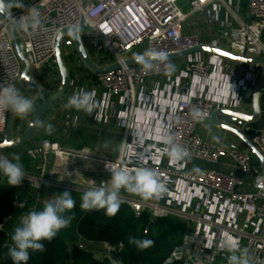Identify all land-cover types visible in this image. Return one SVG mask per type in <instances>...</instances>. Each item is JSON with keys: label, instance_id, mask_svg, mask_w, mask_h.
Wrapping results in <instances>:
<instances>
[{"label": "built area", "instance_id": "2783aa9c", "mask_svg": "<svg viewBox=\"0 0 264 264\" xmlns=\"http://www.w3.org/2000/svg\"><path fill=\"white\" fill-rule=\"evenodd\" d=\"M7 1L13 7L9 16H3L0 13V82L13 83L16 87H18L24 65L14 44L11 24L12 21H19L22 16L27 15L28 8L33 5L39 11L40 26L35 31L31 28L28 31L22 28L19 30V38L25 47L32 73H40L47 79H53L55 74L60 76L55 50L57 36L65 28L81 29L80 34L89 46L91 51L89 54L95 64L107 66L119 63L120 65L119 68L109 72L94 73L96 87L104 91L108 97L127 94L134 101L138 88L147 80L175 73L177 58L169 60L175 65V70L172 72L166 71L163 63L148 72L143 71L139 64H127L126 60L131 58L129 54L138 46L144 45L146 50L153 48L166 52L168 55L200 45L221 47L216 41L208 42L209 31L207 33L204 30L193 32L192 26L187 28L191 17H201L205 7L211 4L224 5L232 17L227 22L228 46L222 48L241 56L264 58V0H246L245 18L241 17L239 1L231 6L226 0H19L24 4V8L14 6L18 0ZM123 36L127 37V40H124ZM64 54L76 69L79 59L81 60L77 49L74 46H68V51ZM203 54L195 53L179 58L183 73L188 78L209 79L211 77L213 63ZM220 66L225 83L232 86L241 84L246 89V83L253 86L256 84L261 71L258 64H246L227 58H223ZM188 86L189 80H182L178 84L180 98L170 114L169 132L187 151L188 156L221 165L229 171L203 168L199 171L185 172L179 167H162L155 164H146L144 167L153 169L166 188L172 186L171 179H179L208 194H213L217 202H228L233 209L243 213V227L220 225L217 221L192 209H177L159 201L127 196L122 192L119 198L128 203L137 215L143 211H150L153 217L174 215L186 222L193 221L197 225L218 226L223 231L245 236L264 247V227H262L264 224V172L262 167L251 151L241 149L237 143L232 142L226 145L201 136L199 127L211 121L214 110L221 107H233L230 102L221 105L216 99L206 95L188 98L184 94ZM8 114L6 119L0 118V138L5 135ZM15 130L14 128V135L19 136L20 133L15 134ZM250 139L264 155V128L254 131ZM10 150L0 153V157L6 156L11 159L14 153L8 154ZM24 154L34 161L39 160L43 165L40 178L25 174L24 180H40L46 184H59L82 191L88 190L90 185H85L83 182L74 185L60 183L53 175H60L64 166L77 159L101 161L104 167L96 172L108 175L110 173L105 168L106 162L109 161L117 168L125 164L124 152L116 160L108 157L99 158L97 153L89 149H67L60 141L47 137L27 149ZM17 155L22 157V154L17 153ZM50 161L51 170L47 167ZM48 171L52 174L51 180L44 178ZM76 172L72 170V173ZM53 178L56 180L54 181ZM6 179L7 177L0 173V183H4ZM23 181L21 185L15 186L18 190L24 189ZM13 208L15 212L6 215L0 222V231H6L8 240L19 224L21 216L30 210H35L29 198L22 197L20 191L15 193ZM253 226H257L254 232L249 233L245 230ZM100 244L107 250V258L110 261L121 264L115 257V253L122 249L121 244L118 246L109 242ZM164 264L189 263L182 258H177L174 253L166 259Z\"/></svg>", "mask_w": 264, "mask_h": 264}, {"label": "crops", "instance_id": "0c3cea01", "mask_svg": "<svg viewBox=\"0 0 264 264\" xmlns=\"http://www.w3.org/2000/svg\"><path fill=\"white\" fill-rule=\"evenodd\" d=\"M226 1L233 6L235 2L239 1L241 5V17H246V0ZM231 18L230 12L224 5L211 4L205 7L201 17H191L187 28L192 26L193 32H201L204 30L207 33L209 31L210 36L207 39L208 42L216 41L221 47H227L229 42L227 22ZM87 49L90 53L89 46H87ZM145 50L144 45L138 46L129 56L135 57V54L143 53ZM203 56L213 63V70L209 79H201L199 77L188 78L183 73L181 59L177 58L175 73L173 75L147 80L138 88L134 101L127 94L108 97L104 91L96 87L94 83V72L89 70L82 60L79 59L76 69L73 63L67 60L70 71L69 88L66 94L56 103L55 108L49 110L42 120L45 126L51 124L53 131L51 134H48L45 131V127L39 126L35 135L28 143L11 149L8 151V154H22L20 162L23 167L27 168V172H38L41 175L43 168L41 162L39 160L31 161L30 157L24 153L27 149L38 144L44 137L60 141L64 148L73 150L89 149L97 153L99 158L108 157L112 160H116L121 156L122 152L119 151L118 146L123 141L126 145L131 146L132 151L142 155L139 158L137 156H129V149L125 147V164L122 167L132 169L135 167H144L146 164H155L162 167H179L185 172H194L196 171L194 169L203 168H217L219 170L229 171L221 165L211 164L190 156L186 157L184 161L173 164L170 162L169 157L162 152L165 145L153 138L159 127L163 126L169 130L172 108L180 98L177 87L182 80H189V86L184 92L188 98L192 99L198 95H206L216 99L221 105L230 102L232 104L231 107L239 111L248 114L253 113L252 100L246 98V92L248 88H254V86L246 83L247 89L241 84L230 88L229 84L225 83L222 78L223 73L220 64L223 58L211 53H204ZM33 75L43 86L45 85L44 89L47 93L53 92L60 86L61 76L58 74H55L53 79L43 78L40 73H34ZM80 89L86 91L95 90V107L91 114L78 111L75 108L68 109L64 107L67 99ZM23 93L34 100V105L38 102V90L33 85L26 83ZM259 106V118L254 122H247L242 126V130L249 137L254 131L264 128V85L263 92L259 98ZM29 118L30 114L24 118H15V134L18 135L20 133L22 135L24 133ZM220 118H223V116ZM134 133H138V135L134 136ZM199 133L204 138L214 142L226 145L235 142L241 149L252 152L248 145L236 134L216 127L211 121L201 125L199 127ZM106 143L108 145L107 147H105ZM26 159L29 160V164L25 162ZM256 159L262 167L259 159L257 157ZM47 167L48 169L52 167L51 161ZM103 167L104 164L101 161L77 159L75 162L69 163L62 168V173L58 177V181L60 183L83 182L85 185H89L88 179H92L99 184L102 181L110 179V175L96 172L98 169L102 170ZM72 170H76L77 172L72 173ZM79 180L82 182H79ZM170 181L172 186L167 187L166 192L161 197L147 201H159L166 205H172L177 209H192L205 217L217 221L220 225L243 227V213L237 209H233L228 202H217L213 194H208L182 180L171 179ZM32 184L34 185V183ZM46 185V187L34 185L35 187L33 189L30 186L31 204L35 210H41L46 200L51 199L52 196L61 193V191L77 190L59 184ZM77 191L81 193L85 192L82 190ZM121 192L127 196L142 199L140 196L130 194L123 189ZM86 213L83 211L80 216L73 218V224H76V230L72 229L71 232H68L67 238L70 239L76 236L75 234L78 235V221ZM262 227H264V224H262ZM255 229H257V226L245 228L249 233L254 232ZM225 233L236 237L240 241L241 247L247 250L250 264H264V247L259 246L251 241V239L223 231L218 226L197 225L193 221L187 222L184 244L176 249L175 256L188 261L189 264H228L227 257L229 254L221 250L218 246ZM98 244L101 245L100 243Z\"/></svg>", "mask_w": 264, "mask_h": 264}, {"label": "clouds", "instance_id": "9594fccd", "mask_svg": "<svg viewBox=\"0 0 264 264\" xmlns=\"http://www.w3.org/2000/svg\"><path fill=\"white\" fill-rule=\"evenodd\" d=\"M14 6L24 8V4L19 0ZM11 7H13L12 4L6 6L4 0H0V13L8 10L10 14ZM39 15V11L34 5L29 7L27 15L19 19L18 26L24 31H28L29 28L35 31L40 26ZM135 61L146 72L158 68L160 63L165 65L168 72L175 70V65L168 60V54L153 48L135 54ZM229 87L233 86L229 85ZM95 95V90L80 89L67 99L64 107L75 108L78 111L91 114L95 107ZM33 111L34 100L32 98L21 92L15 84L0 82V118L6 119L7 113H11L14 117L24 118ZM37 123L40 127H45L48 134L53 131L51 124L45 126L43 122L38 121ZM133 135H138V133ZM153 138L165 145L162 152L169 157L171 163L177 164L188 157L187 151L176 142L175 136L163 126L156 130ZM107 146L106 143L105 147ZM125 147L129 149V156L139 158L142 155L132 151L131 146L126 145L123 141L118 149L123 153ZM105 168L110 173L109 180L97 184L96 181L88 179L90 186L81 196L80 209L82 211L105 210L107 215H115L121 205L119 197L122 189L130 194L140 196L144 200L159 198L166 192L165 184L151 168H117L109 161L105 163ZM194 170L199 171V169ZM0 173L7 177L9 186L21 185L25 179V171L20 162V156L13 154L11 159L6 156L0 157ZM75 206L76 202L72 194L66 190L46 200L41 210H30L21 216L19 224L11 235L12 246L8 249V255L13 264H27L30 250L32 252L45 251V245L42 242H50L61 229L67 228L71 224L74 217L67 213H71ZM128 239L130 244H135L140 249H145L154 243L152 240L138 239L134 236H130ZM218 246L229 254L228 264H250L247 250L241 247L240 241L236 237L225 233Z\"/></svg>", "mask_w": 264, "mask_h": 264}, {"label": "trees", "instance_id": "16d2710c", "mask_svg": "<svg viewBox=\"0 0 264 264\" xmlns=\"http://www.w3.org/2000/svg\"><path fill=\"white\" fill-rule=\"evenodd\" d=\"M16 191V187L0 183V222L6 215L15 212L13 201ZM186 231L187 222L179 217H153L150 211L137 215L136 211L123 201L115 215L109 216L105 210L90 211L80 218L77 225L78 236L86 242H109L116 246L121 244L122 249L115 253L121 264H164L166 259L184 244ZM130 236L149 239L154 243L140 249L129 243ZM7 242L6 231H0V264H13L8 251H5ZM42 243L46 250H30L27 264H114L108 258L97 259L83 244H71V240L60 233L50 242Z\"/></svg>", "mask_w": 264, "mask_h": 264}, {"label": "water", "instance_id": "95a60500", "mask_svg": "<svg viewBox=\"0 0 264 264\" xmlns=\"http://www.w3.org/2000/svg\"><path fill=\"white\" fill-rule=\"evenodd\" d=\"M4 4L7 6L9 5V2L7 0H4ZM11 13L12 7L10 9V14ZM1 14L3 16L10 15L8 10ZM18 22L19 21L14 20L11 24L14 44L18 55L24 65L23 72L18 83V88L21 92H23L26 83L33 85L38 90L39 100L34 105V111L30 113L27 127L22 135H14L13 130L16 117L12 116L11 113L8 114L5 135L0 138V153L28 143L35 135L39 127L37 122H42L46 113L49 110H53L56 103L66 94L70 85V71L64 54V47L66 45L74 46L77 49V52L84 65L94 73L109 72L119 68L120 66L119 63H114L107 66H99L95 64L91 59V56L87 49V45L80 34L81 29L65 28L59 32L55 45L56 59L61 76V83L56 90L47 93L45 92L44 86L32 73L31 64L27 57L25 47L19 38L20 27L18 26ZM123 39L127 40V37L123 36ZM195 53H211L222 58L241 61L246 64H258L261 67V71L256 84L254 85V88H248L246 92V98L252 100L253 113L248 114L235 108L221 107L213 111L211 115V122L216 127L231 131L232 133L236 134L242 141H244L252 150V153L259 159L264 171V155L261 153L258 147L253 144L250 137L242 130V126L244 124H246L247 122H254L260 116L259 98L263 92L264 85V58L241 56L225 48L215 45H200L187 51L168 55V60H174L176 58ZM126 63L129 65L138 64L135 61V57L128 58L126 60ZM221 116H223V118H220Z\"/></svg>", "mask_w": 264, "mask_h": 264}, {"label": "rangeland", "instance_id": "374dc122", "mask_svg": "<svg viewBox=\"0 0 264 264\" xmlns=\"http://www.w3.org/2000/svg\"><path fill=\"white\" fill-rule=\"evenodd\" d=\"M67 52L68 51V46L66 45L65 47H64V52ZM65 52V53H66ZM66 59L68 58V57H65ZM25 159V158H24ZM30 160L32 161V159L30 158ZM29 160L28 159H26L25 160V162H28ZM31 163V162H30ZM28 164H29V162H28ZM24 171H25V174L26 175H31V176H33V177H37V178H40V174L38 173V172H27L28 170H27V168H25L24 167ZM61 175V174H60ZM60 175H53V176H55V177H57L56 179H58V177L60 176ZM74 176V175H73ZM45 179H47V180H51L52 179V174H51V172L50 171H48L47 173H46V175H45V177H44ZM55 178H53V180L55 181L56 180ZM77 182H78V180H76ZM60 182V181H59ZM79 182H82V181H80L79 180ZM5 184H8L7 183V179L5 180V182H4ZM23 183H24V189L23 190H18L17 189V193L20 191L21 193H22V197H28L29 198V200H30V203H32V201H31V190H30V186H31V184L32 183H34V185H39V186H42V187H46L47 185H46V182H44V181H40V180H34V181H27V180H24L23 181ZM69 184H71V185H74V184H76V183H72V182H68ZM67 184V183H66ZM33 184H32V186H31V189H33L35 186H34ZM67 191H69L71 194H72V196H73V198H74V200H75V202H76V206H75V208L72 210V212L71 213H67L68 215H72L73 217H75V216H80L81 215V212H83L81 209H80V203H81V196L83 195V193H81L80 191H73V190H67ZM61 193H63L62 191H61ZM76 230V224H73V220H72V222H71V224L67 227V228H64V229H61L58 233H60V234H63L65 237H68V232H71V230ZM76 236H74V237H71L70 238V240H72L71 241V244H73V243H76V244H83L84 246H85V248L86 249H88L89 251H92L93 253H94V255H95V257L97 258V259H105V258H107V255H108V253H107V250H105V248L102 246V245H99V244H94V243H90V242H86V241H84L83 239H81L77 234H75ZM12 246V240H11V238H9V240H8V244L6 245V247H5V251L7 252L8 251V249H9V247H11Z\"/></svg>", "mask_w": 264, "mask_h": 264}, {"label": "bare ground", "instance_id": "6f19581e", "mask_svg": "<svg viewBox=\"0 0 264 264\" xmlns=\"http://www.w3.org/2000/svg\"><path fill=\"white\" fill-rule=\"evenodd\" d=\"M68 179H72V178H68Z\"/></svg>", "mask_w": 264, "mask_h": 264}]
</instances>
